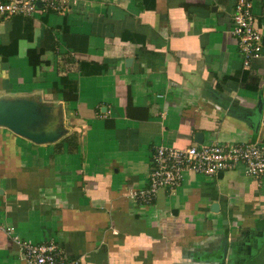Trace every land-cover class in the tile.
<instances>
[{
    "label": "crops",
    "instance_id": "1",
    "mask_svg": "<svg viewBox=\"0 0 264 264\" xmlns=\"http://www.w3.org/2000/svg\"><path fill=\"white\" fill-rule=\"evenodd\" d=\"M251 1L263 45L248 68L236 0H77L0 18V109L53 138L0 126V264H26L13 237L81 264L264 260V177L240 164L184 172L148 205L129 197L159 146L264 149V0Z\"/></svg>",
    "mask_w": 264,
    "mask_h": 264
},
{
    "label": "built area",
    "instance_id": "2",
    "mask_svg": "<svg viewBox=\"0 0 264 264\" xmlns=\"http://www.w3.org/2000/svg\"><path fill=\"white\" fill-rule=\"evenodd\" d=\"M76 2L77 0H3L0 1V18L17 14L32 16L45 10L60 13ZM252 7L251 0H236L232 13L231 34L237 38L245 68L260 57L263 45ZM239 164L250 177H264V149L254 144H213L186 149L159 146L151 157L148 188L131 190L129 197L148 205L158 189L178 187L184 172L210 177L232 170ZM11 230L6 229L10 235ZM13 239L19 245L26 264H81L78 259H67L62 249L53 241L32 244L17 237Z\"/></svg>",
    "mask_w": 264,
    "mask_h": 264
},
{
    "label": "water",
    "instance_id": "3",
    "mask_svg": "<svg viewBox=\"0 0 264 264\" xmlns=\"http://www.w3.org/2000/svg\"><path fill=\"white\" fill-rule=\"evenodd\" d=\"M0 126L6 127L12 132L21 135L23 137H26L35 143H44L53 139L52 137L49 136L31 133L28 130L22 128L16 118V115H14L8 110L0 109ZM201 140H202V134L197 133L195 135V141L201 143L202 142ZM215 208H217V205L213 204L211 209H215Z\"/></svg>",
    "mask_w": 264,
    "mask_h": 264
},
{
    "label": "rangeland",
    "instance_id": "4",
    "mask_svg": "<svg viewBox=\"0 0 264 264\" xmlns=\"http://www.w3.org/2000/svg\"><path fill=\"white\" fill-rule=\"evenodd\" d=\"M256 264H264V260H263V261H261V262H260V261H259V262L257 261V263H256Z\"/></svg>",
    "mask_w": 264,
    "mask_h": 264
}]
</instances>
